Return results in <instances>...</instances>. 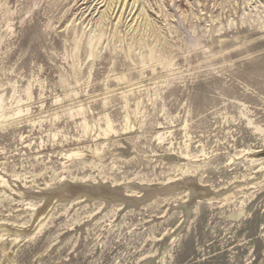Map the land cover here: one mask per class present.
Instances as JSON below:
<instances>
[{"label": "rangeland", "instance_id": "1", "mask_svg": "<svg viewBox=\"0 0 264 264\" xmlns=\"http://www.w3.org/2000/svg\"><path fill=\"white\" fill-rule=\"evenodd\" d=\"M110 2L0 0V264H264V0Z\"/></svg>", "mask_w": 264, "mask_h": 264}, {"label": "bare ground", "instance_id": "2", "mask_svg": "<svg viewBox=\"0 0 264 264\" xmlns=\"http://www.w3.org/2000/svg\"><path fill=\"white\" fill-rule=\"evenodd\" d=\"M120 2H122V8L124 7V5H125V2H126V0H111V2L108 4V11L111 9V7H112V5H113V9L116 7V5L118 4V3H120ZM120 6V5H119ZM121 7V6H120ZM112 9V10H113ZM107 13V12H106Z\"/></svg>", "mask_w": 264, "mask_h": 264}]
</instances>
